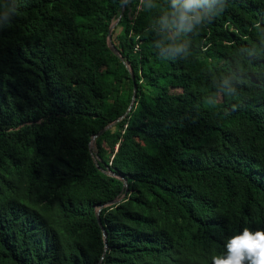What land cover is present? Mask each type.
<instances>
[{
    "label": "trees",
    "instance_id": "trees-1",
    "mask_svg": "<svg viewBox=\"0 0 264 264\" xmlns=\"http://www.w3.org/2000/svg\"><path fill=\"white\" fill-rule=\"evenodd\" d=\"M123 4L0 0V264H212L264 229V0L176 41L171 0Z\"/></svg>",
    "mask_w": 264,
    "mask_h": 264
},
{
    "label": "clouds",
    "instance_id": "clouds-1",
    "mask_svg": "<svg viewBox=\"0 0 264 264\" xmlns=\"http://www.w3.org/2000/svg\"><path fill=\"white\" fill-rule=\"evenodd\" d=\"M213 0H171V8L159 18L165 30L171 29V35L165 31L164 37L176 41L182 33L192 32L202 24L207 14L205 6ZM15 7L5 6L0 13V23H8ZM174 53H186L187 44L174 42L169 45ZM226 252L212 257V264H264V229L245 227L243 231L227 239Z\"/></svg>",
    "mask_w": 264,
    "mask_h": 264
},
{
    "label": "water",
    "instance_id": "water-1",
    "mask_svg": "<svg viewBox=\"0 0 264 264\" xmlns=\"http://www.w3.org/2000/svg\"><path fill=\"white\" fill-rule=\"evenodd\" d=\"M126 1H127V0H124L123 11H122V13H121V16L123 15L124 10H125V8H126ZM119 19H120V18H119ZM119 19H118L115 23H113V24L110 26L109 33H108V40H109L110 48L112 49V51H113L115 54H117L121 59H124V57L122 56V54L120 53V51L118 50V48L116 47V45L113 43V35H112V33H113V29L115 28V26H116V24L118 23ZM130 70H131L132 76L135 77V76H134V72H133V70H132L131 68H130ZM137 88H138V86H137V84L135 83V85H134L133 97H132V101H131V104H130V106H129L128 111H130V110L133 108V105H134V103H135V98H136V95H137ZM124 115H126V113H125ZM124 115H123V116H124ZM123 116H121L120 118H122ZM118 120H120V119H118ZM118 120H117V121H118ZM109 126H111V124H109L108 126H106L105 128H103L99 133H97L96 135H94L93 138H95V136H97L98 134H100L101 132H103V131H104L106 128H108ZM92 146H93V144H92ZM95 160L97 161V164H98V158H96ZM101 169H102V168H101ZM108 173L116 175L115 172H108ZM124 181H125V183H126V179H124ZM126 186H127V183H126ZM127 191H128V190L126 189L124 196L127 194ZM121 199H122V197H121V198H116V199H114V200H111V201H109L108 203L102 205V206L100 207V209H98V211H97V217H98V220H99V222H100V225H101L102 228H103V231H104V237H105V241H106V242H107V239H108V233H107V231L105 230V228H104V226H103V224H102V221H101V217H100V211H101V208L104 207V206L107 205V204L109 205V204L118 203V202H120Z\"/></svg>",
    "mask_w": 264,
    "mask_h": 264
},
{
    "label": "rangeland",
    "instance_id": "rangeland-1",
    "mask_svg": "<svg viewBox=\"0 0 264 264\" xmlns=\"http://www.w3.org/2000/svg\"><path fill=\"white\" fill-rule=\"evenodd\" d=\"M93 145H94V143H93Z\"/></svg>",
    "mask_w": 264,
    "mask_h": 264
}]
</instances>
